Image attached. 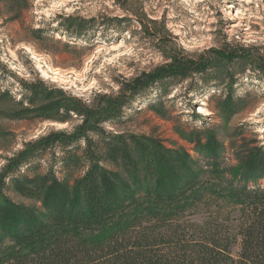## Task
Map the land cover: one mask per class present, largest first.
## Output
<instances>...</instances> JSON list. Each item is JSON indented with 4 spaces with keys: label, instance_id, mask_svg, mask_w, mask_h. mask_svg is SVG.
I'll return each instance as SVG.
<instances>
[{
    "label": "trees",
    "instance_id": "trees-1",
    "mask_svg": "<svg viewBox=\"0 0 264 264\" xmlns=\"http://www.w3.org/2000/svg\"><path fill=\"white\" fill-rule=\"evenodd\" d=\"M94 23L75 16L57 21L65 35L76 38L89 34ZM33 34L37 42L47 40L41 31ZM216 56L229 68L242 54ZM212 66L208 53L180 50L151 72L120 81L117 93L89 100L38 76L29 81L10 71L20 88L18 101L11 91L0 93L2 99L13 98L10 118L78 123L72 131L52 130L25 142L4 158L0 264H264V149L217 191L190 167L194 160L186 154L181 159L146 136L121 130L127 112L150 90L165 95L207 75ZM200 137L198 153L217 161L221 146L212 139L203 146ZM211 167L223 183L218 166ZM160 170L166 174L163 182ZM214 203L239 208L233 220L237 232L227 223L229 216L212 211ZM199 213L208 217L202 223L192 220Z\"/></svg>",
    "mask_w": 264,
    "mask_h": 264
},
{
    "label": "rangeland",
    "instance_id": "rangeland-1",
    "mask_svg": "<svg viewBox=\"0 0 264 264\" xmlns=\"http://www.w3.org/2000/svg\"><path fill=\"white\" fill-rule=\"evenodd\" d=\"M65 16L94 19V27L80 38L65 35L57 24ZM33 31L47 40L37 42ZM180 50L208 53L213 63L208 74L165 95L150 90L127 112L121 130L146 136L157 149L181 159L186 154L194 160L190 167L222 191L246 160L264 149V0H0V93L11 91L16 101L20 88L10 71L29 81L38 76L89 100L117 93L120 81L151 72ZM224 51L242 57L228 68L216 56ZM13 98H0V168L23 143L52 130L72 131L78 123L13 120ZM197 137L203 146L208 139L221 146L217 161L198 153ZM214 163L223 183L211 174ZM165 178L160 170L159 182ZM216 205L210 207L214 212L220 209ZM219 206L237 232L233 220L239 208ZM207 218L199 213L192 220Z\"/></svg>",
    "mask_w": 264,
    "mask_h": 264
},
{
    "label": "bare ground",
    "instance_id": "bare-ground-1",
    "mask_svg": "<svg viewBox=\"0 0 264 264\" xmlns=\"http://www.w3.org/2000/svg\"><path fill=\"white\" fill-rule=\"evenodd\" d=\"M200 113L203 114L204 116H208L209 112L205 111V110H200Z\"/></svg>",
    "mask_w": 264,
    "mask_h": 264
}]
</instances>
